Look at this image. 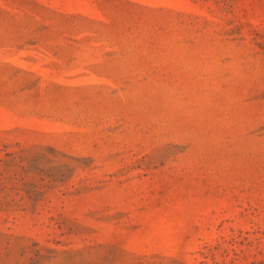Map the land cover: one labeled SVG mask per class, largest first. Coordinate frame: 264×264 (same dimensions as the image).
Here are the masks:
<instances>
[{
    "label": "rangeland",
    "instance_id": "rangeland-1",
    "mask_svg": "<svg viewBox=\"0 0 264 264\" xmlns=\"http://www.w3.org/2000/svg\"><path fill=\"white\" fill-rule=\"evenodd\" d=\"M0 264H264V0H0Z\"/></svg>",
    "mask_w": 264,
    "mask_h": 264
}]
</instances>
